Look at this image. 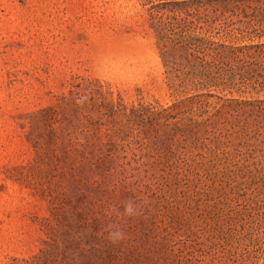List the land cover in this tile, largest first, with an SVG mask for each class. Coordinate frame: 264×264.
Wrapping results in <instances>:
<instances>
[{
  "label": "rangeland",
  "instance_id": "1",
  "mask_svg": "<svg viewBox=\"0 0 264 264\" xmlns=\"http://www.w3.org/2000/svg\"><path fill=\"white\" fill-rule=\"evenodd\" d=\"M143 3L0 0V264H264V73L183 100Z\"/></svg>",
  "mask_w": 264,
  "mask_h": 264
},
{
  "label": "trees",
  "instance_id": "2",
  "mask_svg": "<svg viewBox=\"0 0 264 264\" xmlns=\"http://www.w3.org/2000/svg\"><path fill=\"white\" fill-rule=\"evenodd\" d=\"M143 1L150 5L166 74L178 80L172 82L178 93L188 95L183 100L219 97L212 92L236 91L245 75L264 73V0ZM256 167L264 173V160ZM247 201L250 222L264 227V204Z\"/></svg>",
  "mask_w": 264,
  "mask_h": 264
},
{
  "label": "clouds",
  "instance_id": "3",
  "mask_svg": "<svg viewBox=\"0 0 264 264\" xmlns=\"http://www.w3.org/2000/svg\"><path fill=\"white\" fill-rule=\"evenodd\" d=\"M126 211L131 212V208L130 207L126 208Z\"/></svg>",
  "mask_w": 264,
  "mask_h": 264
}]
</instances>
